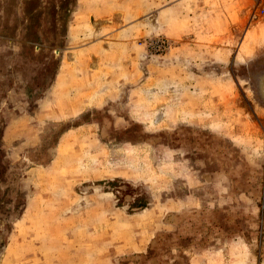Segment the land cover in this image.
<instances>
[{
    "label": "rangeland",
    "instance_id": "374dc122",
    "mask_svg": "<svg viewBox=\"0 0 264 264\" xmlns=\"http://www.w3.org/2000/svg\"><path fill=\"white\" fill-rule=\"evenodd\" d=\"M12 237L2 264H264V0H0Z\"/></svg>",
    "mask_w": 264,
    "mask_h": 264
},
{
    "label": "crops",
    "instance_id": "0c3cea01",
    "mask_svg": "<svg viewBox=\"0 0 264 264\" xmlns=\"http://www.w3.org/2000/svg\"><path fill=\"white\" fill-rule=\"evenodd\" d=\"M14 230V229H13ZM15 230L17 231V228L15 227ZM17 235V234H16ZM12 236H13V233H12ZM19 240V239H18ZM17 244H18V241H17ZM15 245L14 241H13V237H12V240L10 241V243H8V245H6L4 247V249H2V252H1V255H0V264H2V261H3V257L7 255V250H9V248L11 249L13 246Z\"/></svg>",
    "mask_w": 264,
    "mask_h": 264
},
{
    "label": "trees",
    "instance_id": "16d2710c",
    "mask_svg": "<svg viewBox=\"0 0 264 264\" xmlns=\"http://www.w3.org/2000/svg\"><path fill=\"white\" fill-rule=\"evenodd\" d=\"M144 205V204H143Z\"/></svg>",
    "mask_w": 264,
    "mask_h": 264
}]
</instances>
